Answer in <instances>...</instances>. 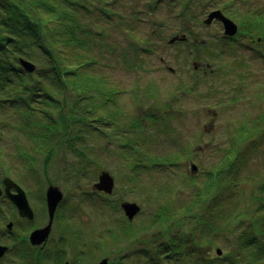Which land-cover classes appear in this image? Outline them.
<instances>
[{
	"label": "rangeland",
	"instance_id": "1",
	"mask_svg": "<svg viewBox=\"0 0 264 264\" xmlns=\"http://www.w3.org/2000/svg\"><path fill=\"white\" fill-rule=\"evenodd\" d=\"M228 1L231 2L228 9L231 12L257 5L264 10V0H247V3L240 0ZM221 2L222 0H91L88 3L94 12L101 9L99 19L93 15L86 18L87 21L91 20V29L102 34L101 46L110 47L114 50L113 53H121L124 47L130 45L138 50L143 47L150 50L138 54L143 59L145 71L142 68L127 74L117 68L114 69L112 78L115 85L126 90L122 94L126 103L123 113L132 116L144 110L148 117L156 120L163 116L160 127L167 132L147 130L146 145L141 147L143 156L176 162L172 165H169V161L163 162V166L169 165L167 167H136L117 156L116 153L120 151L114 149V144L101 139L90 140L89 146L99 166L94 179L96 180L99 172L105 170L114 180L112 193L105 195L93 191L94 179H86L88 170L83 177H78L79 184L66 176L68 172H60L62 159L65 158L63 152L53 158L44 175H25V171H22L23 164L14 156L13 140L8 139L5 144L8 151L5 164L9 165L12 161L11 164L17 167L9 177L24 190L35 217L33 221H21L7 197L2 194L0 245L11 246L12 239L2 237L8 231L5 228L8 221L12 222L9 232L15 239L18 237L17 233L20 232L21 236L26 233H22L26 226H35L45 221L43 193L51 184L62 192L61 213L67 215L73 231L82 228L84 238L93 241V238L105 235L111 227L117 230L126 227L121 231L122 234L117 233L115 243L111 244L107 236L103 237L105 245L97 248L100 250L99 257H108L111 261L118 254L122 255L136 247H148L146 251L149 252V247L166 240L169 232L178 229L193 232L194 229L197 240L202 239L201 243L211 245L207 255L225 259L223 255L228 252L229 245L223 235L227 231L226 226L233 228L240 219L239 212L242 209H255L260 203L258 198H264V193L260 191L264 183V60L257 51L264 47V41L257 43L256 49L250 50L246 48L248 46L243 33L240 32L235 39L223 38L218 24L204 25L206 14L212 9L220 8ZM102 9L107 10L108 16ZM229 18L237 24L234 19ZM181 34L188 35L185 44H168L170 37ZM193 37L197 42L200 39L207 41V46L202 48L198 42L196 45L199 48L195 50ZM104 55L108 53L104 51ZM99 60L104 71L103 58L100 56ZM105 61L110 63L112 59L106 57ZM199 62L209 64L212 74L197 73L193 66L195 63L200 64ZM167 67L174 72L168 71ZM134 83H138L140 89L150 91L152 96L143 98L142 103L134 102L133 107L130 90ZM241 129L248 130L245 139H242L243 135L239 132ZM18 141L23 148L28 146V139L18 136ZM249 146L251 150L240 164L236 183L232 185L229 178H226L215 187L213 195H224L220 202L222 204L219 205L221 214L224 215L223 219L218 220L216 213L208 214V201L205 202L203 198L206 194L204 187L213 177L210 172L221 169L226 160L224 156L231 154L234 149ZM66 157L68 159L65 161L71 158L70 155ZM70 162L74 163V160ZM191 163L196 165V172L191 171ZM93 166L91 164L89 168ZM41 170L42 168L39 171ZM0 177H3L1 171ZM198 193H203L201 199ZM231 198H235L236 208L242 207L238 213L235 211V219H231L233 216L229 211L232 202L227 206ZM100 201L110 203H98ZM121 201L138 204L140 213L128 221L119 208ZM158 212L173 215L168 216L164 222L156 223L154 217ZM197 217L220 226V234L217 237L206 235L208 230L203 228L202 223H197ZM201 233H204L203 237ZM208 238L211 243L206 242ZM216 248L222 250L221 255L215 254ZM252 250L256 251L257 246ZM258 251H264V247L261 246ZM258 264H264V259Z\"/></svg>",
	"mask_w": 264,
	"mask_h": 264
},
{
	"label": "trees",
	"instance_id": "2",
	"mask_svg": "<svg viewBox=\"0 0 264 264\" xmlns=\"http://www.w3.org/2000/svg\"><path fill=\"white\" fill-rule=\"evenodd\" d=\"M240 1L247 3V0ZM90 2L0 0V171L3 177L12 176L11 173L17 170L12 161L9 165L5 164L8 139L13 140L14 156L23 164L25 175H44L53 158L63 152L65 158H61L60 172H68L66 176L76 184H79L78 177H83L88 171L86 179L93 181L99 168L89 146L90 140H121V152L127 148L137 154L125 156L121 153L119 156L136 167L163 166L166 161L172 165L176 162L139 154L147 130L167 131L161 129L160 118L146 117L144 110L133 116L123 113L126 103L122 94L126 90L115 85L112 78L117 68L127 74L142 68L145 71L143 59L138 54L150 50L146 47L138 50L129 44L121 53H113L110 47L101 46L102 34L92 30L91 20H86L90 15L99 19L101 9L94 12L88 5ZM230 5L228 0H222L217 9L237 22L238 34L232 39L243 33L246 48L256 49L255 45L264 41V10L257 5L231 12L228 10ZM102 11L108 16L106 9ZM198 42L202 48L207 46V41L200 39ZM196 44L194 47L199 48ZM104 51L108 55H104ZM257 51L264 60V47ZM106 57H110L112 62H106ZM21 61L31 63L34 70L28 72ZM138 85L131 84L133 107L134 102L142 103L143 98L152 96L150 91L140 89ZM239 132L243 135L242 139L248 135V130L241 129ZM18 136L28 139L26 148L22 147ZM250 147L234 149L224 156L226 160L221 169L210 172L213 177L204 187L206 194L203 198L208 201V214L216 213L218 220L224 215L219 209L224 195H213L215 187L226 178L232 185L236 183L238 169ZM66 153L74 163L65 161L68 159ZM36 159L41 162H36ZM91 164L94 166L90 169ZM63 179L65 181V176ZM16 181L19 182L17 178ZM260 191L264 193V183ZM198 194L201 199L203 193ZM234 199L227 203L228 206L232 202L229 210L233 216L231 219H235L234 215L242 208H236ZM258 199L260 203L255 209L251 207L239 212L240 219L233 228L226 226L227 231L223 235L229 245L228 252L223 255L225 259L207 255L211 245L201 243L202 239L197 240L194 229L193 232L183 229L169 232L167 239L150 246L149 252L146 251L148 247H137V257L142 259V264H258L264 259V251H258L261 246L264 247V198ZM170 215L173 214L158 212L154 221H165ZM197 219V223H202L203 228L208 230L206 235L217 237L220 234L221 228L217 224L208 222V219ZM125 228L123 226L121 231ZM206 242L211 243V240L208 238ZM256 246L257 250H252ZM0 264L3 263L0 261Z\"/></svg>",
	"mask_w": 264,
	"mask_h": 264
},
{
	"label": "flooded vegetation",
	"instance_id": "3",
	"mask_svg": "<svg viewBox=\"0 0 264 264\" xmlns=\"http://www.w3.org/2000/svg\"><path fill=\"white\" fill-rule=\"evenodd\" d=\"M212 23L218 24L220 29L222 30V24L218 20H213ZM223 38H228V37L223 36ZM193 43H198V42L197 40L194 39ZM194 48L195 50H198L197 47H194ZM199 63L200 64L195 63L196 65L193 66L194 70L197 71V73L206 74L208 72H212L209 64L207 63L203 64L201 62ZM167 69H169V67H167ZM171 72L173 73L174 70H171ZM144 114L146 115V111H144ZM146 117L148 116L146 115ZM160 118L162 119L163 116H160ZM130 136L131 135H129L128 137ZM102 140L106 141L107 143L110 142V144L112 145L113 144L115 145L114 149L116 151H120V153H116L118 157H120L119 154L121 153L127 154L126 156L128 155L134 156V154H137L136 151H130L127 148L122 149L123 152H121L120 150L121 140L113 141V142L105 140L104 138ZM145 145H146V141H144L143 145H140V147H143ZM139 154L143 156L142 149H140ZM93 191L97 193L105 194L104 192L97 191L95 189ZM110 194H105V195H110ZM62 201L60 200V202L57 203L55 207L53 218L50 224V231L48 233L46 240L42 242L41 244H38V245L30 244L28 236L32 230L42 228L46 226V224L48 223L49 218H48L47 207H46L45 202L42 203L45 208V221H43L42 223H37L35 226H26L25 227L26 230L28 227H30V229L27 230L28 232L25 231V228L23 227L24 229L22 230V233L23 232H26V233L23 234L22 236L19 234L20 232L17 233L16 234L18 236L17 239H15L14 236H12L11 232L9 231L5 232L2 235V237L12 239L11 246L9 247L6 246L7 250L5 251L3 256L0 257V261L3 264H99L103 260H106V264H142V259H139L140 261H138V257L136 254L137 247L132 248L128 252L127 251L123 252L122 255L118 254V256L114 257L113 260L111 261L109 260L108 257H103V256L99 257L98 253H100V250L97 248L105 245L103 242V237L107 236L109 240L111 241V244L115 243L117 240V237H116L117 233L118 232L121 233V230L120 229L117 230L116 228L111 227L107 229V232L105 235L101 234L96 239L93 238V241H91L90 238H84L85 233L82 232V228H80L77 231H73V229L71 228V225L69 224L70 220L68 219L67 215L61 213L62 212V208H61ZM122 202L123 201L119 203V208L121 210H122L121 208ZM98 203L106 204V203H110V201H100ZM9 204L10 206L14 208L17 216L19 217L21 221L23 220L33 221L34 220L35 214H34L33 209L31 208L30 203L28 204L33 212V218L31 220L20 217L14 205L12 203H9ZM12 211H11V214L13 215L14 211L13 213ZM94 213L96 214V212ZM123 215L125 216L124 211H123ZM128 221H131V220H128ZM53 234H55V237H52ZM115 245L117 246V244ZM136 257H137V260H136Z\"/></svg>",
	"mask_w": 264,
	"mask_h": 264
},
{
	"label": "water",
	"instance_id": "4",
	"mask_svg": "<svg viewBox=\"0 0 264 264\" xmlns=\"http://www.w3.org/2000/svg\"><path fill=\"white\" fill-rule=\"evenodd\" d=\"M213 20H218L222 24L224 36L232 37L236 34L238 30L236 23L230 18L226 17L221 12V10L216 9L210 11L203 19V24L210 25ZM186 40V36L182 34L170 37L167 42L169 44H173L174 42H185ZM21 64L28 72H32L34 70V66L29 62L21 61ZM169 70L172 69L170 68ZM190 169L192 172L197 171V167L194 164H190ZM113 185L114 181L112 176L107 171H101L97 177V181L93 184V188L97 191H102L106 194H110L112 192ZM2 194H4L8 198V200L13 203L20 217L29 220L33 218V212L28 204V200L26 198L24 190L9 177H3L1 179L0 196ZM44 197L49 219L46 226L34 229L30 232L28 239L30 244L32 245L41 244L46 240L50 231V224L53 218L55 207L57 203H59V201L62 199V192L57 186L49 184L45 189ZM121 208L128 220H132V218L140 211L139 205L134 202L124 201L121 203ZM11 226L12 222H8L6 224L7 229H10ZM6 250L7 247L0 245V257L3 256ZM216 253L217 255H220L221 250L217 248ZM99 264H106V260H103Z\"/></svg>",
	"mask_w": 264,
	"mask_h": 264
}]
</instances>
